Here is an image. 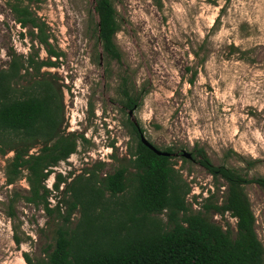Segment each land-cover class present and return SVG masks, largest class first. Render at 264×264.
I'll list each match as a JSON object with an SVG mask.
<instances>
[{
	"label": "rangeland",
	"instance_id": "1",
	"mask_svg": "<svg viewBox=\"0 0 264 264\" xmlns=\"http://www.w3.org/2000/svg\"><path fill=\"white\" fill-rule=\"evenodd\" d=\"M15 1L0 0V69L9 67L13 53L52 57L31 35L33 29L16 21L10 6ZM113 2L121 59L108 64L97 36L94 0H24L46 23L50 43L60 54L53 57L57 65L42 72L60 85L65 131L80 140L77 152L54 168L46 186L54 189L57 173L72 171L75 177L103 162L100 174H105L127 164L137 144L129 119L159 149L174 148L172 161L189 184L187 201L195 211L211 194L219 204L227 195L225 181H216L201 166L197 150L217 165L264 176V0ZM124 79L141 102L132 115L121 93ZM184 150L196 159L185 161ZM13 155L0 154V264H27L24 254L34 260L45 255L57 225L42 206L27 202L25 175L8 183L6 168ZM245 191L264 245V188L251 183ZM208 215L236 229L229 214ZM80 218L77 210L73 227Z\"/></svg>",
	"mask_w": 264,
	"mask_h": 264
},
{
	"label": "trees",
	"instance_id": "2",
	"mask_svg": "<svg viewBox=\"0 0 264 264\" xmlns=\"http://www.w3.org/2000/svg\"><path fill=\"white\" fill-rule=\"evenodd\" d=\"M94 2L97 36L109 64L121 59L115 43L120 30L117 9L113 0ZM10 6L16 21L23 28L31 27V35L52 56L45 60L39 54L13 53L9 67L0 69V154H14L7 164V181L14 184L25 175L27 202L42 206L57 225L54 243L45 248V255L34 260L24 254L27 264H264V245L245 191L251 183L264 188V176L249 177L217 165L203 149L197 150L201 166L216 181H225L227 195L219 204L211 201V194L195 211L187 201L189 184L172 161L174 148L162 150L170 155H158L142 143L143 130L130 119L137 144L131 147L127 164L105 174H100L103 162L75 177L72 171L66 176L57 173L54 189L46 186L54 168L77 152L80 140L76 133L65 131L60 85L49 72H42L55 67L53 57H60L50 43L46 23L24 0ZM127 82L124 79L121 93L125 108L132 111L141 102ZM62 183L66 185L61 189ZM77 210L81 218L73 227ZM211 211L234 217L236 229L215 222L208 215Z\"/></svg>",
	"mask_w": 264,
	"mask_h": 264
},
{
	"label": "water",
	"instance_id": "3",
	"mask_svg": "<svg viewBox=\"0 0 264 264\" xmlns=\"http://www.w3.org/2000/svg\"><path fill=\"white\" fill-rule=\"evenodd\" d=\"M132 111H130V115H132ZM141 141L142 143L149 147L151 150H153L154 152H156L158 155H170V153H167V152H163L162 150L158 149L154 144H152L150 141H148L144 134H141ZM182 155L187 158V159H192L193 156H192V153L191 152H187V151H183L182 152Z\"/></svg>",
	"mask_w": 264,
	"mask_h": 264
}]
</instances>
